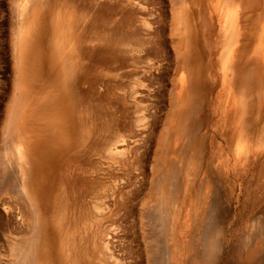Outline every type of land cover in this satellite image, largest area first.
<instances>
[{"label": "rangeland", "instance_id": "obj_1", "mask_svg": "<svg viewBox=\"0 0 264 264\" xmlns=\"http://www.w3.org/2000/svg\"><path fill=\"white\" fill-rule=\"evenodd\" d=\"M29 1L0 0V264H264V0ZM122 14L77 104L51 47Z\"/></svg>", "mask_w": 264, "mask_h": 264}, {"label": "bare ground", "instance_id": "obj_2", "mask_svg": "<svg viewBox=\"0 0 264 264\" xmlns=\"http://www.w3.org/2000/svg\"><path fill=\"white\" fill-rule=\"evenodd\" d=\"M28 1V0H27ZM36 1V0H35ZM41 1V0H40ZM24 2V1H23ZM30 3L32 2V0H30L29 1ZM37 2V1H36ZM65 4H67L66 2H64ZM32 4H33V2H32ZM32 4H31V6H32ZM69 4V3H68ZM24 5H26L25 4V2H24ZM23 5V6H24ZM30 5V4H29ZM40 5V4H39ZM114 5V4H113ZM21 6H22V4H21ZM20 6V7H21ZM70 6L71 7H69L68 9H70V11H71V8H72V6H74V5H72V3H70ZM115 6V5H114ZM22 9H20L21 11H23L24 9H23V7H21ZM102 8H103V6L101 5L100 7H98V9H97V11L101 14V10H102ZM105 8V7H104ZM103 8V9H104ZM77 9V8H76ZM112 9H113V7H112ZM126 9V8H125ZM27 10V9H26ZM30 10V9H29ZM57 10V9H56ZM56 10H55V12H56ZM75 10V9H74ZM78 10V9H77ZM81 10V9H80ZM79 10V11H80ZM83 10V9H82ZM81 10V11H82ZM59 11V10H58ZM73 11V10H72ZM103 11V10H102ZM24 13L26 12L25 10L23 11ZM63 12H64V10H63ZM22 13V12H21ZM54 13V12H53ZM58 13V12H57ZM72 13V12H71ZM81 13V12H80ZM94 13V12H93ZM98 13V14H99ZM60 14H62V12L60 13ZM68 14V13H67ZM77 14H79L78 13V11H77V13H76V15ZM82 14V13H81ZM84 14V13H83ZM92 14V13H91ZM96 14V13H95ZM93 15L96 19H99V17L101 18V19H103V16L102 15ZM130 14V13H129ZM19 15V14H18ZM69 15V14H68ZM68 15H67V17H68ZM22 16V15H21ZM60 16H62V15H60ZM72 16V15H71ZM82 16V15H81ZM128 16V15H127ZM25 17V15H23L21 18H20V21H21V19L22 18H24ZM57 18H58V15L56 16ZM66 17V16H65ZM66 17V18H67ZM90 17V16H89ZM92 17V16H91ZM62 18V17H61ZM68 18H70V17H68ZM75 18V17H74ZM85 18V17H84ZM83 18V19H84ZM87 18V17H86ZM128 18H130V17H127V19ZM26 19V18H25ZM64 19V18H63ZM62 19V20H63ZM93 19V18H92ZM61 20V19H60ZM66 20V19H65ZM77 22L76 23H80L77 19H75ZM104 20V19H103ZM49 21H50V19H49ZM56 21H57V19H56ZM89 21V20H88ZM87 21V22H88ZM36 22V21H35ZM73 22H75V21H72V25H71V21H70V26H68L69 25V22H68V24L67 23H64V22H61L59 25H58V27L57 28H59L58 30H61V32L63 33V35L67 38L68 37V32L70 31V30H72V28L69 30V31H67V33H66V30H67V28L69 27H71V26H74L75 25V23H74V25H73ZM95 22V21H94ZM93 22V23H94ZM100 22H102V20L100 21ZM125 22H126V14H122L121 16H120V18L116 21V23H114V25H112V26H110V29H107V31L105 32V31H103V29H99V30H97V31H95L96 33H95V35H92V37H94V40H97V44L95 45V46H83L82 45V37L84 36H82V34L83 33H81L80 31H81V28H80V31H78L77 33H76V39H77V47H75L76 49H77V54L79 55V57H78V59H77V61L75 62V61H73V63L71 62V59L68 57V56H65V55H63V57L60 55V52H61V47H62V42H63V38L62 39H60L61 40V42H59L56 46H54V47H51V52H50V54L52 53V63H51V67H54L55 69H56V75H55V81H53V82H56V84L59 86V87H61L62 89H66L67 88V86L68 87H70V84H73V79L75 78V76H76V87H77V89H76V99H74V100H76V102H77V104H81V103H83V100L85 101L86 99L84 98L86 95V92L84 91V90H82V89H79L78 88V84H79V81H81V80H83V79H86L87 77H88V72H87V70H88V65L85 63L84 64V62L83 61H81V58L83 57V56H87V59H89V61H88V63H95V62H99V61H101V60H106L107 61V63H109L108 65V67H109V70H110V72L111 71H113L114 69L116 70L117 69V67L118 66H121L122 64H123V62H124V58H125V55L123 54V46H122V42H123V45H124V42H126L125 40H128L129 38H131V37H127V30L126 31H124V29H123V26H124V24H125ZM134 22V21H133ZM51 23V22H50ZM53 23V22H52ZM55 23V22H54ZM92 23V22H91ZM27 24V23H26ZM30 23L28 22V25H29ZM81 24H82V21H81ZM81 24H76V26H78V27H80V25ZM95 24V23H94ZM99 24H101V23H99ZM130 24V23H129ZM27 25V26H28ZM38 25V24H37ZM56 25V24H55ZM26 26V25H25ZM26 26V27H27ZM33 27H34V25H32ZM84 26H86V25H84ZM91 26H93V28H94V25H91ZM96 26H97V24H96ZM101 26V25H100ZM29 27V26H28ZM51 27V26H50ZM53 27V26H52ZM78 27L77 28H73V29H78ZM34 28H36V27H34ZM55 29H56V27H54ZM84 28V27H83ZM82 28V29H83ZM95 28H97V27H95ZM23 29H24V26H23ZM50 29V28H49ZM88 29V28H87ZM33 31H34V33H35V30L34 29H32ZM31 30V28H30V31H32ZM52 30V29H51ZM54 30V29H53ZM52 30V31H53ZM58 30H56V31H58ZM95 30V29H94ZM21 31H23V30H21ZM25 31H26V29H25ZM32 31V32H33ZM51 31V32H52ZM73 31V30H72ZM24 32V31H23ZM65 32V33H64ZM132 32H134V31H132ZM29 33V32H28ZM53 33V32H52ZM51 33V34H52ZM58 33H59V31H58ZM23 34V33H22ZM70 34H72V32L70 33ZM136 33L134 32V35H135ZM21 35V34H20ZM26 36H28L29 37V35H31V34H25ZM57 36H58V34H56ZM61 35V34H60ZM59 35V36H60ZM73 36H75L74 35V33L72 34ZM71 35V36H72ZM87 35V34H86ZM138 35H140V34H138ZM72 36V37H73ZM90 36V35H89ZM34 37L35 36H33V39H34ZM50 37H51V35H50ZM53 37V36H52ZM52 37H51V41H52ZM64 37V38H65ZM86 37V36H85ZM128 38V39H125V38ZM136 37V36H135ZM143 37V36H142ZM23 38V40L22 41H18V42H26V44H27V41H25V37H22ZM22 38H20V39H22ZM55 38H57L56 36L53 38V39H55ZM69 38H71L70 37V35H69ZM91 38V37H90ZM139 38H141V36L139 37ZM26 39H27V37H26ZM31 39H32V36H31ZM33 39H32V41H33ZM72 39V38H71ZM76 39H75V41H76ZM86 39V38H85ZM125 39V40H124ZM132 39V38H131ZM133 39H134V36H133ZM143 39H144V37H143ZM19 40V39H18ZM29 40V39H28ZM59 40V41H60ZM69 40V39H68ZM130 40V39H129ZM140 39H138V41H139ZM51 41H49V43L51 42ZM54 41V40H53ZM55 41H57L56 39H55ZM141 41V40H140ZM139 41V42H140ZM17 42V43H18ZM23 42V43H24ZM58 42V41H57ZM68 41L66 40V42H64V45H65V43H67ZM130 42H132V41H130ZM143 42H144V40H143ZM142 41H141V44L143 43ZM30 44H29V46L30 45H32L31 44V40H30V42H29ZM55 43L56 42H54L53 43V45H55ZM72 43V42H71ZM84 43V42H83ZM133 43H134V40H133ZM135 43H137V42H135ZM19 44V43H18ZM25 44V43H24ZM68 44V43H67ZM139 44V43H138ZM28 45V44H27ZM36 45H37V43H36ZM73 45H75V44H73ZM22 46V45H21ZM70 46V45H69ZM24 47H26L25 45L23 46V47H21V48H23L24 49ZM37 47V46H36ZM71 47V46H70ZM31 48V47H30ZM66 48V47H65ZM19 49H20V46H19ZM48 49V48H47ZM64 49V48H63ZM16 50H18V49H16ZM19 51V50H18ZM21 51V50H20ZM69 51V50H68ZM69 52H71V49H70V51ZM21 53V52H20ZM74 53V52H73ZM19 54V53H18ZM27 54V53H26ZM23 55V54H22ZM20 56V55H19ZM28 56V55H27ZM71 56H72V54H71ZM75 56V55H74ZM73 56V57H74ZM76 58V57H75ZM20 60H22V59H20ZM76 60V59H75ZM183 60L185 61L186 60V58L184 59L183 58ZM50 61V62H51ZM82 63H81V62ZM183 61V62H184ZM188 61V60H187ZM189 62V61H188ZM99 63H101L102 64V62H99ZM98 63V64H99ZM187 63V62H186ZM106 64V63H105ZM184 64H185V62H184ZM251 66V65H250ZM249 66V67H250ZM189 73V72H188ZM250 73V72H249ZM190 77V76H189ZM72 81V83H71V81ZM52 82V83H53ZM112 82V81H111ZM55 84V83H54ZM75 84V83H74ZM73 84V85H74ZM117 85V84H116ZM249 85V84H248ZM247 85V86H248ZM73 87V86H72ZM74 89H75V85H74V87H73ZM61 89V90H62ZM67 90V89H66ZM71 92V91H70ZM249 92V91H248ZM67 93V92H66ZM73 93V92H72ZM57 94V93H56ZM60 96V95H59ZM66 96V95H65ZM62 97V96H61ZM60 97V98H61ZM68 97L70 98V96L68 95ZM62 98H64V97H62ZM68 99V98H67ZM190 99V98H189ZM63 100V99H62ZM60 102H61V100H60ZM65 102V101H64ZM75 102V103H76ZM62 103H63V101H62ZM64 104V103H63ZM61 106V105H60ZM68 106V105H67ZM72 106V105H71ZM73 109V108H72ZM65 110V109H64ZM69 110V109H68ZM184 114H187V112L186 113H184ZM183 114V115H184ZM189 114V113H188ZM187 114V115H188ZM192 116V115H191ZM115 118V117H114ZM62 120V119H61ZM80 120V122H81V118H79L77 121H79ZM113 120V119H112ZM115 120V119H114ZM188 120V119H187ZM182 121V120H181ZM184 121H185V119H184ZM68 122V121H67ZM181 123V122H180ZM112 124V123H111ZM183 124V123H182ZM48 125V124H47ZM72 125V124H71ZM74 125V124H73ZM110 125V124H109ZM83 127V126H82ZM109 127V126H108ZM180 127V126H179ZM184 127V126H183ZM83 129V128H82ZM85 133V132H84ZM183 133V132H182ZM193 133V132H192ZM104 138V137H103ZM104 140V139H103ZM18 141V140H17ZM20 149V148H19ZM23 152V151H22ZM22 158H23V156H22ZM21 158V159H22ZM20 159V160H21ZM20 160L18 161L19 162V165H22V163L20 162ZM23 162V161H22ZM24 162H25V160H24ZM23 162V163H24ZM21 163V164H20ZM26 165V164H25ZM25 165H22V166H24L25 168H26V166ZM193 165V164H192ZM21 167V166H20ZM23 167V169L21 168V170H24L25 168ZM7 168V167H6ZM196 168V167H195ZM193 169V168H192ZM195 170V169H194ZM23 172V171H22ZM194 172V171H193ZM24 173V172H23ZM26 173V172H25ZM23 179H25V178H23ZM24 180H22V183H24V185H26L25 183H26V181L25 182H23ZM191 186V185H190ZM215 193V192H214ZM60 201V200H59ZM79 202V201H78ZM168 205V204H167ZM60 207V206H59ZM85 207V206H84ZM82 209V208H81ZM58 210H59V208H58ZM79 211V210H78ZM59 212H60V210H59ZM62 213V212H61ZM75 213V212H74ZM84 213V212H83ZM78 214V213H77ZM57 215H58V213H57ZM61 215V214H60ZM76 216V215H75ZM65 217V216H64ZM58 219H61L60 218V216L58 217ZM80 219V218H79ZM84 219V218H83ZM75 220V219H74ZM62 222V221H61ZM64 224V223H63ZM61 226V225H60ZM66 226V225H65ZM59 228V227H58ZM75 228V227H74ZM67 230V229H66ZM69 231V230H68ZM66 232V231H65ZM101 232V231H100ZM95 233V232H94ZM97 233H98V231H97ZM97 233H95V234H97ZM213 234V233H212ZM61 235V234H60ZM63 236V235H62ZM65 236V235H64ZM63 236V237H64ZM68 236V235H67ZM88 236V235H87ZM90 236V235H89ZM84 237V236H83ZM93 237H94V235H93ZM88 238V237H87ZM87 238H86V240H87ZM67 239V238H66ZM73 239H74V237H73ZM91 239V238H90ZM64 240V239H63ZM81 240H83V238H81ZM31 241V240H30ZM68 241H70L69 239H68ZM75 241V240H74ZM64 242V241H63ZM80 242V241H79ZM78 242V243H79ZM212 242V241H211ZM69 243V242H68ZM68 243H66V244H68ZM81 244H83V242L81 243ZM60 245H61V242H60ZM73 246V245H72ZM79 246V245H78ZM82 246V245H81ZM83 246H85V245H83ZM94 246V245H93ZM66 247H67V245H66ZM70 247V246H69ZM68 247V248H69ZM215 247V246H214ZM73 248V247H72ZM71 248V249H72ZM84 248V247H83ZM94 248V247H93ZM87 249V248H86ZM86 249H84V250H86ZM96 249V248H95ZM32 250V249H31ZM76 250V249H75ZM79 250H80V248H79ZM81 250H82V247H81ZM84 250H82V251H84ZM88 250V249H87ZM68 251H71V250H69L68 249ZM73 251H74V249H73ZM212 252V251H211ZM214 252V251H213ZM69 252H67V254H68ZM82 253H86V251L85 252H82ZM100 253V252H99ZM33 254V253H32ZM62 254V253H61ZM79 254V253H78ZM87 254V253H86ZM214 254V253H213ZM83 255V254H82ZM211 255V254H210ZM69 256V255H68ZM90 256V255H89ZM164 256V255H163ZM65 257V256H64ZM70 260H71V253H70ZM73 257V256H72ZM213 257H211L210 258V260L212 259ZM208 259V258H207ZM213 260H215L214 258H213ZM76 261V260H75ZM73 262H74V260H73ZM79 262V261H78ZM191 264H192V262H190ZM73 264V263H72ZM77 264V263H76ZM163 264V263H162ZM212 264H213V262H212Z\"/></svg>", "mask_w": 264, "mask_h": 264}]
</instances>
